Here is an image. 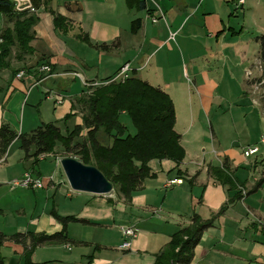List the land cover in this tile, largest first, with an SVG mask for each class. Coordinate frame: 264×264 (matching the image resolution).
Here are the masks:
<instances>
[{
  "label": "crops",
  "instance_id": "1",
  "mask_svg": "<svg viewBox=\"0 0 264 264\" xmlns=\"http://www.w3.org/2000/svg\"><path fill=\"white\" fill-rule=\"evenodd\" d=\"M138 1L43 0L36 12L28 13L37 17L29 42L31 53L10 62V69L0 71V125L7 122L17 134L33 130L24 129V120L29 124L31 116L29 112L24 117L25 109L31 111L38 107L43 96L53 98L55 120L69 112L80 116L81 109H72V105L83 96L86 87L112 76L125 63L130 65L131 74L136 78L163 89L173 104L177 95L173 84L183 82L184 78L197 85L200 94L213 88V77H209L208 72L216 70L223 45L229 44L228 41L238 43L242 26L235 29L229 24L231 19H238V9L244 0L242 4L238 0H145V8H141ZM52 11L67 22L65 33L54 27ZM152 16L158 17L156 22L151 21ZM137 18L140 27L133 33L131 23ZM171 33H175L172 39ZM234 52L245 69V50L241 48ZM45 63L52 69L50 74L38 68ZM198 69L202 74L201 83L197 78ZM11 70L18 72L14 74ZM20 71L23 75L17 77ZM245 78L241 80L243 93ZM76 80L81 83L79 90H73ZM206 96L213 97V92ZM243 97L246 96L243 94ZM11 104L17 110L23 109L20 121L8 117ZM174 108V129L181 135L182 142L183 134L176 127L177 107L174 105ZM212 134L215 137L214 132ZM11 143L19 148L16 138ZM12 146L0 154L1 233L8 236L26 231L46 234L60 231L62 224L52 216V208L60 216L71 215L89 221L66 224L72 243L37 246L31 255L35 263L47 260L46 264H152L172 234L190 223L193 213L207 220L226 205L223 213L216 215L212 226L203 231L190 264H264V186L255 194L251 193L256 199L246 194L260 177L253 167V163L259 160L257 157L247 164L250 174L246 183L240 179L244 182L243 187H236L237 181L240 182L235 175L237 169L232 166L228 155H219V148L214 144L211 150H216L219 162L212 165H221V159L228 158L236 178L231 186L208 176L205 170H201L200 162L188 170L185 157L177 168L168 159L152 160L149 166L155 177L146 178L142 189L134 191L130 202H125L120 195L113 197L74 191L51 176L45 178L32 168L31 158H23L20 148L12 158L15 153ZM178 168L184 174L179 175ZM25 170L39 177L42 187L29 190L10 188L8 182L21 176ZM175 177L182 181L164 186L166 180ZM125 226H133L138 232L129 247L122 249L120 228ZM108 227L117 230L115 240L105 237ZM38 249L52 252L40 256ZM23 252L24 246L20 243L4 241L0 245L3 264H24ZM38 256L40 258L36 259Z\"/></svg>",
  "mask_w": 264,
  "mask_h": 264
},
{
  "label": "trees",
  "instance_id": "2",
  "mask_svg": "<svg viewBox=\"0 0 264 264\" xmlns=\"http://www.w3.org/2000/svg\"><path fill=\"white\" fill-rule=\"evenodd\" d=\"M31 1L35 8L43 4V0ZM138 4L141 8L146 7L145 0H139ZM52 13L54 27L61 33H65L68 27L67 22L54 11ZM0 15L11 23V26H5L0 31L1 71L11 68L9 59L13 47L18 48L14 53V58L17 60L31 53L29 42L33 37L32 25L37 17L26 12H16L13 3L9 0H0ZM139 27L140 20L137 18L132 21L130 30L135 33ZM255 40L259 42V55L264 60V34L255 36ZM100 46L106 47V45ZM11 71L16 73V70ZM111 77L100 80L101 83L96 86H89L87 93L79 97V104H82L81 122L75 124L69 132L66 131V134H62L54 122L41 123L30 132L19 134L8 123H1L0 154L5 153L10 143L16 138L24 154L23 158H31L33 168L40 161V155L54 151L57 142L61 143L66 151H71L74 147L73 139L82 136L80 144L74 147L79 156L78 160L96 166L124 201L130 202L132 193L142 189L144 180L156 175L149 166L150 161L168 159L173 161L177 168L185 156V151L180 142L181 135L174 129L176 115L170 96L160 87L136 78L134 74L123 81L102 83ZM122 113L129 116L135 133H125L126 126L119 119ZM75 114V112H69L63 120L67 121ZM83 130L85 132L82 135ZM104 136L109 137L107 143L102 141ZM177 173L184 174L179 168ZM208 173L223 184L230 185L234 180L236 181L227 157H223L221 165L209 166ZM261 186H264V170L246 194L256 192ZM225 207L226 205L222 206L207 220L193 213L190 223L172 234L152 264H190L194 247L199 242L203 231L212 226L216 215L223 213ZM51 214L62 224L60 231L51 234L26 231L8 236L0 232V245L4 241L20 243L24 246V264H46L32 261L31 255L37 246L72 243L67 235L66 224L68 222L89 223L88 220L71 215L60 216L54 208ZM3 262L0 256V264Z\"/></svg>",
  "mask_w": 264,
  "mask_h": 264
},
{
  "label": "rangeland",
  "instance_id": "3",
  "mask_svg": "<svg viewBox=\"0 0 264 264\" xmlns=\"http://www.w3.org/2000/svg\"><path fill=\"white\" fill-rule=\"evenodd\" d=\"M244 2L241 7L239 6L238 19H231L229 24L235 29L242 26L240 32L242 34L239 36L238 43L231 44L228 41L229 44L220 46L221 50L219 51L222 52V56L219 55V63L216 65V70L208 72L209 77H213V88L215 89L204 88L205 91H201L202 94H200L198 93L197 85H192V83L185 81V78L183 82L180 81L173 84V87H176L175 94H177L174 104L177 107L178 116L176 127L183 134L181 143L185 151V165L188 170H191L194 165H198L200 162L201 170H205L209 176V166H213L212 163L219 162V158H216L218 157L216 150L212 149L215 151L214 153L211 150L214 144L215 148L216 146L219 148V155H228L229 159H231L232 166L237 169L235 175L239 181L241 179L246 183L245 179L250 174L249 165L247 164L253 161L254 158L257 157L259 159L253 163L254 171L257 175H260L264 170V144L259 143L260 135L264 132V60L259 55V42L255 40V36L264 34V0H244ZM5 26L9 27L11 23L0 15V31ZM241 48L245 50L248 59L245 58V69H242L243 65L236 58L234 52V50H240ZM17 50V47L12 48V54L9 59L12 63L17 61L14 58V53ZM224 52L225 56L223 58ZM207 59L210 60V57H207ZM16 63L19 65L18 62ZM197 63L199 64V59H197ZM104 73L106 72L102 74ZM188 74L190 75L189 72ZM197 76L199 83H201L202 74L199 69L197 70ZM242 77H246L244 93L241 86ZM189 78L191 79V76ZM99 82H92L91 85L96 86ZM91 85L86 87L84 94L87 93L88 87ZM80 86V81L76 80L73 90H79ZM38 90L43 91L40 87ZM212 92L213 97L208 98L206 95H212ZM243 94L246 97H243ZM41 99V104L38 107L31 109V111L25 109L24 117H27L29 112H31L29 124L26 123V119L24 118L25 131L35 129L41 122L52 121L56 123L62 134H66V131L69 132L75 124L80 123L81 115L76 114L67 121H64L63 118L55 120L53 98L46 99L43 96ZM73 107L74 109L77 107L82 110V104H79L78 100L75 101ZM189 109L191 110L192 120L189 119ZM21 110L23 109L19 108L17 110L16 106L11 104L8 110L10 111L8 117L12 121H20L22 116ZM243 118L245 123L243 122ZM119 119L126 126L125 133H135V128L127 114H120ZM26 125H31V127ZM84 132L83 130L81 134L83 135ZM212 132H214L215 137H213ZM103 139V142L107 143L109 141L108 136H104ZM81 141L82 136L75 137L72 141V146L75 147ZM251 145H258L259 152L256 155L244 157L242 150ZM10 146H12V143ZM14 146L11 147V150L15 152L12 158H15L17 150H19L17 144H14ZM74 147L71 151H66L61 143L57 142L54 151L39 156L44 160L34 165L35 171L41 172L45 178L51 176L61 183L68 185L59 160L64 156H72L78 159L79 156L76 154ZM240 182L237 181L236 187L237 185L239 187L245 186L243 185L244 182ZM247 186L250 187L251 184H247ZM109 195L113 197L115 195L119 196L115 188L112 189ZM256 198L253 195L252 199ZM104 235L111 241L116 239L118 232L114 228L108 227ZM51 252V250L38 249L40 256H44V253L50 254ZM39 258L38 256L36 259ZM46 261L41 260L39 263H46Z\"/></svg>",
  "mask_w": 264,
  "mask_h": 264
},
{
  "label": "built area",
  "instance_id": "4",
  "mask_svg": "<svg viewBox=\"0 0 264 264\" xmlns=\"http://www.w3.org/2000/svg\"><path fill=\"white\" fill-rule=\"evenodd\" d=\"M8 1V0H7ZM10 2L13 3L14 6V10L16 12L22 13V12H26V13H34L36 12V8L34 7V5L32 4L31 0H9ZM239 4L243 3V0H238ZM162 17V15H161ZM158 19V17L156 16H152L151 17V21L152 22H156ZM175 33H171L170 34V38H173V35ZM39 70L42 72H45L46 74H50L51 73V67L49 64H41L39 67ZM132 73V69L130 67V65L128 63L122 64V66L112 75L111 78H109V80L102 82V83H108L109 81H123L124 79L128 78ZM23 75V72L20 71L19 73H17V77H20ZM73 75H78V73H73ZM79 76V75H78ZM101 83V82H99ZM98 83V84H99ZM57 102H60V99L57 100ZM259 143L264 144V133L260 135L259 138ZM259 148L258 145H251V146H247L242 150V153L244 155V157H249L251 155H254L258 152ZM182 180L180 177H175L172 179H168L165 182L164 186H171L172 184L175 183H180ZM10 188H27L29 189H37L42 187V181L39 177L33 175V173L30 170H25L21 176L19 177H15L12 180H10L8 182ZM121 232H122V236H123V241L121 242L120 247L122 249H126L129 247L130 245V241L132 240V238H134L137 235V228L133 227V226H125V227H121Z\"/></svg>",
  "mask_w": 264,
  "mask_h": 264
},
{
  "label": "water",
  "instance_id": "5",
  "mask_svg": "<svg viewBox=\"0 0 264 264\" xmlns=\"http://www.w3.org/2000/svg\"><path fill=\"white\" fill-rule=\"evenodd\" d=\"M59 163L72 190L96 195L111 193V182L96 166L85 164L72 156L60 158Z\"/></svg>",
  "mask_w": 264,
  "mask_h": 264
}]
</instances>
